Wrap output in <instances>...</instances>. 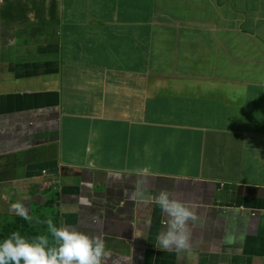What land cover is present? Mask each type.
<instances>
[{
    "label": "crops",
    "instance_id": "crops-1",
    "mask_svg": "<svg viewBox=\"0 0 264 264\" xmlns=\"http://www.w3.org/2000/svg\"><path fill=\"white\" fill-rule=\"evenodd\" d=\"M15 202L103 264H264V0H0V232Z\"/></svg>",
    "mask_w": 264,
    "mask_h": 264
},
{
    "label": "clouds",
    "instance_id": "clouds-1",
    "mask_svg": "<svg viewBox=\"0 0 264 264\" xmlns=\"http://www.w3.org/2000/svg\"><path fill=\"white\" fill-rule=\"evenodd\" d=\"M143 171L147 173L148 169ZM52 186L61 190L57 181ZM152 199L167 217L166 228L157 236L159 246L164 250H188L191 247L189 224L198 219L196 214L186 204L171 198L166 190ZM253 210L251 217L264 216L263 208ZM10 211L17 219L0 232V264H103L108 253L105 241L99 236L61 227L51 218L33 219L29 209L20 202L12 203ZM27 233L30 238L23 236Z\"/></svg>",
    "mask_w": 264,
    "mask_h": 264
},
{
    "label": "rangeland",
    "instance_id": "rangeland-1",
    "mask_svg": "<svg viewBox=\"0 0 264 264\" xmlns=\"http://www.w3.org/2000/svg\"><path fill=\"white\" fill-rule=\"evenodd\" d=\"M155 147H156L159 151H163L164 149H166L164 145H155ZM60 184H61V181L59 182V189L62 190V187L60 186Z\"/></svg>",
    "mask_w": 264,
    "mask_h": 264
},
{
    "label": "trees",
    "instance_id": "trees-1",
    "mask_svg": "<svg viewBox=\"0 0 264 264\" xmlns=\"http://www.w3.org/2000/svg\"><path fill=\"white\" fill-rule=\"evenodd\" d=\"M24 237H27V238H30V236L28 235V233H27V235H23Z\"/></svg>",
    "mask_w": 264,
    "mask_h": 264
}]
</instances>
